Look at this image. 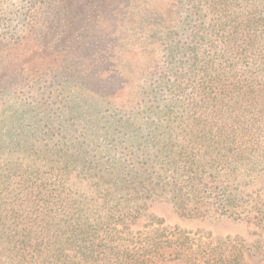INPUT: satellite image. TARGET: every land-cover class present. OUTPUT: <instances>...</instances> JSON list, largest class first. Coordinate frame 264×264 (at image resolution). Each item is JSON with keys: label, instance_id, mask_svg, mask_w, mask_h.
<instances>
[{"label": "trees", "instance_id": "obj_1", "mask_svg": "<svg viewBox=\"0 0 264 264\" xmlns=\"http://www.w3.org/2000/svg\"><path fill=\"white\" fill-rule=\"evenodd\" d=\"M45 1L19 37L0 36V264H113L112 225L162 195L185 218L264 234L263 197L240 189L264 179V0H87L101 34L55 58L36 49L38 25L67 7ZM130 137L153 150L92 155ZM237 245L157 229L122 260L244 264Z\"/></svg>", "mask_w": 264, "mask_h": 264}, {"label": "rangeland", "instance_id": "obj_2", "mask_svg": "<svg viewBox=\"0 0 264 264\" xmlns=\"http://www.w3.org/2000/svg\"><path fill=\"white\" fill-rule=\"evenodd\" d=\"M44 0H0V36L6 37V40L17 38L22 34L24 27V13L26 9L31 5L38 3V7L43 9L50 1ZM57 1L54 6L60 11L62 8L67 7L65 11L60 12L58 16L51 18V22L47 25L46 13L40 18L39 37L37 39L38 51L49 52L48 54L60 56V54L66 55L69 52L74 56H82L84 48L79 47L77 50L71 48H65V39L68 40L67 44L75 46L77 36L81 35L85 42H87L86 34L89 29L95 31L94 34L99 36L100 21L104 20L100 11H97L101 5L95 3H88L87 0H76L75 2L63 3L62 0ZM61 7V8H60ZM54 12V9L52 8ZM97 11V12H96ZM67 13V14H66ZM50 14V13H49ZM106 15V13H105ZM53 20V21H52ZM102 22V21H101ZM43 24V26H42ZM50 28L49 34H44L46 28ZM99 45V43H98ZM37 51V52H38ZM28 55V52H22ZM86 55V54H85ZM27 67V65H26ZM28 73V69H25ZM16 81L20 78L17 75H13ZM22 77H26L24 74ZM22 89V88H21ZM29 88L25 87V91H29ZM30 97L26 95V98ZM120 146L113 147L112 142H107L108 146H102L98 150V154L92 153L93 156L105 158L112 156L117 161L122 160L129 163L130 157L135 152L142 154L144 157L149 151L145 146L146 138L142 137L138 141L135 137L127 139H119ZM102 145L101 143H99ZM136 146L132 149V145ZM130 147V149H129ZM128 157V158H127ZM121 162V161H120ZM77 183L79 186H83L87 183V180H83L77 177L76 172L73 173L70 184ZM252 183V182H251ZM241 185L240 189L245 192V195L260 194L264 199V179L256 180L252 184ZM88 189L85 187V190ZM256 190V191H255ZM258 190V191H257ZM170 195L156 196L153 198V202L149 201L146 212L138 220H133L131 217L126 219L118 218L117 225H112V229L116 230L112 235L106 239L104 245H111L114 248L113 264H125V256L128 258L134 255L136 252H141L142 247L147 244V239L153 237L157 229H169V233H172L176 228L188 233L192 237L202 238L204 241H210L213 243L231 242L232 245H237L238 249L243 255L244 264H264V234L260 230L240 222L233 221L232 218L217 215L214 213L208 214V217L204 220H193L183 217L176 207L173 201L170 199ZM123 222H122V221ZM4 258H0V262H3ZM160 264H181L180 262H167Z\"/></svg>", "mask_w": 264, "mask_h": 264}]
</instances>
